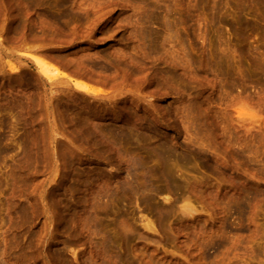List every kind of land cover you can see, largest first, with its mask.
<instances>
[{
  "label": "rangeland",
  "instance_id": "rangeland-1",
  "mask_svg": "<svg viewBox=\"0 0 264 264\" xmlns=\"http://www.w3.org/2000/svg\"><path fill=\"white\" fill-rule=\"evenodd\" d=\"M0 264H264V0H0Z\"/></svg>",
  "mask_w": 264,
  "mask_h": 264
},
{
  "label": "bare ground",
  "instance_id": "bare-ground-1",
  "mask_svg": "<svg viewBox=\"0 0 264 264\" xmlns=\"http://www.w3.org/2000/svg\"><path fill=\"white\" fill-rule=\"evenodd\" d=\"M32 58H35V57H32ZM35 62L37 63V65H39V67L41 66L42 67V65H41V62L38 60V59H35ZM43 69V68H42ZM41 69V71H42V73L44 74V75H47L46 73V71L43 69L42 70ZM74 83V85L78 88V89H80V90H82V91H86L87 93L88 92H93V93H95L94 91H91L89 88H87L86 86H84L82 83H80L79 81H74L73 82ZM102 137V136H101ZM104 139H105V136H104ZM103 139V140H104ZM102 140V139H101ZM105 144V143H104ZM162 158V157H161ZM133 165V164H132ZM136 166V165H135ZM135 169H136V167H135ZM137 169H138V171L140 170V169H143L142 168V166L141 165H139V164H137ZM165 166H164V164H163V162H162V165H161V174L162 175H165ZM137 171V170H136ZM134 177V176H133Z\"/></svg>",
  "mask_w": 264,
  "mask_h": 264
}]
</instances>
